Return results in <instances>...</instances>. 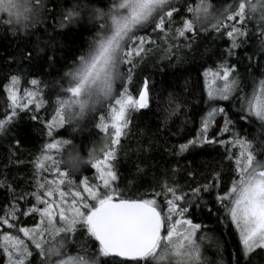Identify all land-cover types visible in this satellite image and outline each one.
Listing matches in <instances>:
<instances>
[{
    "label": "snow or ice",
    "instance_id": "1",
    "mask_svg": "<svg viewBox=\"0 0 264 264\" xmlns=\"http://www.w3.org/2000/svg\"><path fill=\"white\" fill-rule=\"evenodd\" d=\"M50 2L51 7L49 0H0V20L5 31L14 37L35 36L39 52L51 49V54L47 56L50 64L56 63V36L67 38L75 32V44L76 39L82 40L86 32L92 33L73 52L71 66L63 74L62 79H67L69 86L66 91L70 95L67 99L57 101L55 115L46 125L49 136L55 126L78 124L79 119L94 111L97 105L113 98L117 82L125 84L131 80L135 58H142V54L150 50L146 46L155 43L150 37L137 35L141 29L151 26L153 32L167 36L166 29H170L175 17L181 14L177 0H109L107 5H104L103 0H95L94 3L74 0L70 7H65L61 0ZM211 9L212 5L207 0H201L195 8H189L193 19L183 20L174 35L189 40L188 33L193 36L197 34V25L206 31L205 25L210 23L217 32L225 28L222 34H226L231 41L226 53L228 57L236 55V50L252 39L256 41L255 48L260 59H264V0H238L234 7L215 14ZM49 20L52 24L48 23ZM225 20L233 23L226 27ZM249 23L253 25L252 28L247 26ZM49 27L52 32H48ZM41 29L46 39L37 34ZM178 47L170 44L166 51L171 52ZM245 58L251 67L256 52L246 54ZM21 59L31 61L32 50L25 49ZM124 65L130 66L127 71ZM208 72L212 73V86L207 88V99L202 98L201 101L207 111L200 117L201 127L196 136L181 144L180 151L206 144L220 145L224 147L229 160L235 157L239 180H233L231 187L215 197L219 204L218 223L226 227L234 226L239 234L235 264H258V258H264V160L257 158L254 141L235 129L238 124L256 121L264 129V79L259 81L258 89L249 95L244 91L236 64L225 61L215 70H206L205 75ZM5 79L8 83L4 85V91L10 111L6 110L4 119H0V131L5 130L18 116V110L27 109L38 96L37 92L27 90L24 97L19 95L20 75L11 74ZM30 83L38 87L40 81L32 78ZM24 98L27 103H22ZM115 104L119 107L112 109L114 132L105 138L100 149L105 162L115 160V152L109 150L110 145L119 143L122 129L129 123L128 113L150 108L148 81L145 80L141 86L138 98L128 94L124 86ZM40 106V103L35 105L36 109ZM32 119L38 117L33 115ZM99 119L101 123L96 124V127L107 133L104 117ZM213 126L221 136L231 133V139L217 138L216 135L210 138L209 129ZM65 144L71 142L54 141L45 145V148L53 149ZM261 144L264 145V141ZM233 149H239V153ZM258 151L264 154V147ZM96 157L97 150L93 149L85 160L73 145L62 161L67 171H60L61 161L52 162L58 180H45L43 183L38 180L35 192L19 197L24 199V196L31 195L36 205L24 211L13 205L11 219L15 221L17 215H31L35 220L39 214L40 222L32 229H18L26 239L5 233L4 243L0 247L4 248L8 256V264H101L102 258L113 255L134 259L151 258L156 264H163L166 259L169 264L173 261L174 264H207L201 259V248L196 239L197 231L203 226L187 217L193 205L199 208L202 203H206L200 194L210 190L208 185L192 188L191 195L183 192L177 194L175 188L165 186L166 191L154 193L153 198L126 199L119 197L113 187L117 180L114 165L107 163L102 167ZM86 163H92V167L97 169L102 185H89L86 180L80 181L83 193H87V196L71 187L69 192L61 190L66 180L71 186L72 181L68 178ZM36 167L38 170H48L40 161ZM41 190H44L43 194ZM57 193L58 201L47 199ZM69 194L70 202L67 199ZM161 196L164 197L167 212L158 203ZM25 203L28 201L25 200ZM40 204L44 206L38 207ZM54 205L58 211L53 210ZM0 225H7L8 228L16 226L10 222L8 213L0 216ZM81 230L94 240L96 251L91 254L85 252L84 255H67L75 234ZM103 264H107V261H103ZM136 264H139V259Z\"/></svg>",
    "mask_w": 264,
    "mask_h": 264
},
{
    "label": "trees",
    "instance_id": "2",
    "mask_svg": "<svg viewBox=\"0 0 264 264\" xmlns=\"http://www.w3.org/2000/svg\"><path fill=\"white\" fill-rule=\"evenodd\" d=\"M191 1L194 2V0H177L181 14L175 17L170 29H166L167 36L164 33L158 35L157 32H153L151 26L137 33L150 37L155 43L146 46L150 50L143 53L142 58H135L131 80L126 81L125 84L118 82L114 91L117 93L118 89L122 90L123 86H126L128 94L137 98L141 86L147 80L151 104L149 109L128 114V126L122 129L119 143L112 148L115 152V160L110 159L109 163L114 165L117 173L113 187L116 188L119 197L149 199L153 198L154 193L166 191L165 186L175 188L177 194L183 192L191 195L192 188L208 185L210 190L200 194L206 203H202L199 208L193 205L187 217L203 226L196 234L198 240L201 236L206 239L205 244L201 243V259L207 264H235L239 234L234 226L226 227L218 223L219 204L215 200L217 194H223L231 187L232 181L237 180L235 157L229 160L225 155L224 147L220 145L206 144L183 152L180 151V145L196 136L201 127L200 117L207 111L206 105L201 102L202 98L207 99L206 70H215L225 61L236 64L244 91L249 93L260 80L264 79V59H260V54L255 48L256 41L252 39L245 46L237 49L236 55L228 57L226 53L231 41L226 34H222L225 33V28H221L219 32L213 28L204 31L200 30L198 25L196 35L188 33L189 40L176 37L175 29L182 26V21L191 20V12L188 9L195 8L198 5L195 3L199 2L196 0L197 2L191 4ZM61 2L65 7H70L74 0H61ZM88 2L94 3L95 0ZM103 2L107 5L109 0ZM237 2L238 0H207L217 13L223 12L225 8L234 7ZM49 7H51L50 0ZM48 23L52 24V21L49 20ZM247 26L253 27L251 23ZM48 32H52L51 27L48 28ZM37 34L42 39L47 38L42 29ZM90 35L92 33L86 32L82 40L76 39L75 44L73 43L75 32L67 38L56 36V63L50 64L47 56L51 54V49H46L43 53L39 52L36 48L35 36L14 37L10 32L5 31L0 20V119H4L6 110L10 111L7 109L9 103L7 93L4 91V85L8 83L6 77L11 74L21 76L20 96L25 90L38 93L35 102L28 105L27 109L18 110V116L6 126L5 130L0 131V216L8 213L10 222L16 225L14 228L0 225V245L5 233L26 239L18 229L31 228L39 221V214L36 215L35 220L31 215H17V219L13 221L10 213L13 205H16L20 211L36 205L35 198L31 195L24 196V199L19 197L22 194L35 192L38 180L43 183L54 176L52 165L47 163L44 165L48 170H38L36 167L37 162L47 153L45 145L54 141L71 142L60 145V149L56 152L47 153L52 157V161H61L63 155L70 151L73 145L87 160L89 151L97 150L103 141V131L97 128L96 124L101 123L99 119L101 116L106 120L104 103L97 105L96 109L80 119L78 124L66 123L60 128H55L51 136L48 135L46 126L58 105L57 101L68 96L66 89L69 85L67 79L62 77L71 66L72 54L82 41L86 42L89 39ZM170 44L179 47L167 52L166 49ZM25 49L32 50L31 61L21 59ZM253 52H256V59L249 67L245 56ZM129 67V65L123 66L125 71ZM32 78L40 81L38 87L31 85ZM37 103L41 104L39 109L35 107ZM33 115L38 119L33 120ZM235 131L253 140L257 158L264 160V154L258 151L264 147L261 144V141H264V129L260 127L259 122L238 124ZM213 135L217 138L231 139V133H223L221 136L215 126L211 128L209 137ZM233 151L236 152L237 149ZM59 167L60 171H67L61 163ZM94 178L93 167L90 163H86L68 178L72 181L71 186L66 180L61 189L65 192H69L70 187L72 190H77L81 185L80 181L86 180L91 183ZM43 191L41 190V194ZM25 200L28 203H25ZM163 201L164 197L161 196L158 203L166 212L167 207ZM37 206L42 208L40 205ZM209 208L212 209L211 212L208 211ZM74 243L73 248L80 255L96 251V243L82 230L75 234ZM147 260L148 258L139 260V264H156V262L148 263ZM103 261H107V264H136L137 260L124 262L106 257L102 258L101 264ZM0 264H6L3 247H0ZM258 264H264V258H258Z\"/></svg>",
    "mask_w": 264,
    "mask_h": 264
},
{
    "label": "rangeland",
    "instance_id": "3",
    "mask_svg": "<svg viewBox=\"0 0 264 264\" xmlns=\"http://www.w3.org/2000/svg\"><path fill=\"white\" fill-rule=\"evenodd\" d=\"M195 2H197L196 0H194V2L193 1H191V4H193V3H195ZM199 2H201V0H199ZM199 2L198 3H195V4H199ZM253 2H255V0H253ZM211 11L215 14V13H217V10H213V9H211ZM191 19H193V13L191 12ZM188 20V19H187ZM212 23H215V21H212ZM230 23H232V21H226L225 20V25H226V27H227V25H229ZM198 26V25H197ZM205 28H212V26H211V24L209 23V24H206L205 25ZM200 29V28H199ZM201 30V29H200ZM226 37H227V35H226ZM180 38H182V37H180ZM228 38V37H227ZM212 80H213V77H212V73L211 72H208V74L207 75H205V88H206V92H207V88L209 87V86H212ZM118 83V82H117ZM124 87V86H123ZM258 87H259V83L258 84H256L255 85V87H253L252 88V90L248 93L249 95H251L252 93H253V91H254V89H258ZM119 91H117V93H115V91H114V96H113V98L110 100V101H105L104 102V108H106V120H104L103 121V123L104 124H106L107 126H108V132L107 133H105V132H103V135H104V137H103V141L105 140V138L106 137H110L111 136V134L114 132V129L112 128V109L115 107V108H118L119 106L118 105H116L115 104V100L116 99H118L119 98V96H120V93L123 91V88H122V90L121 89H118ZM24 95H25V92L24 93H22V95H21V97H24ZM70 94H68V96H69ZM68 96H67V98H68ZM67 98H65V99H67ZM138 98V97H137ZM34 100H36V98L34 99ZM33 100V101H34ZM35 102V101H34ZM22 103H27V99L26 98H24L23 100H22ZM222 104L224 103V102H221ZM30 105V104H29ZM57 107H58V105H57ZM129 114V113H128ZM55 115V111H54V113L50 116V118H49V121H51L52 120V118H53V116ZM80 120V119H79ZM73 124H76V123H73ZM65 125V124H64ZM60 128V127H62V126H55V127H53V129L52 130H54L55 128ZM210 132H211V128L209 129V134H210ZM103 141L101 142V144L99 145V147L97 148V159L99 160V161H101V166L102 167H104V166H106V164L107 163H109V161H107V162H105V159H104V155H103V151H101L100 149H101V146H102V143H103ZM116 145V144H115ZM115 145H110V149L109 150H112V148L115 146ZM60 149V145H58L56 148H53V149H46L45 148V150L47 151V153H52V152H56V151H58ZM236 152H238L239 153V149H237V151ZM47 153H45L44 155H43V157L41 158V161L40 162H42L43 163V165H45L46 163H47V165H52V157H51V159H44V157H50V155L49 154H47ZM67 153H68V151L63 155L64 157L62 158V160H61V164L63 165V163H62V161H63V159H65L66 158V156H67ZM237 153V154H238ZM93 162H95V161H93ZM90 165L92 166V163H90ZM94 169V174H95V178H94V181L93 182H88L89 183V185H97V184H100V185H102V181L98 178V176H99V174H98V172H97V169L96 168H93ZM79 171V170H78ZM77 172V171H76ZM52 173H53V177L51 178V179H48L49 181H51V180H58L59 179V177L57 176V174H56V171H55V168H52ZM237 180H239V174H238V170H237ZM61 190H63V189H61ZM77 190H80L81 192H82V194L84 195V196H87V193H83V185L81 184L80 185V187L79 188H77ZM64 191V190H63ZM70 191V190H69ZM47 199H50V200H56V201H58L59 200V195H58V193L55 195V196H53V197H49V198H47ZM67 199L69 200V202H70V200H71V195L69 194L68 195V197H67ZM40 206H44L43 204H40ZM53 210L54 211H58V209H56L55 208V205H54V208H53ZM167 212V211H166ZM40 221H38V223H39ZM35 226H33V227H31V228H29V229H32V228H34ZM197 234V233H196ZM22 235H23V233H22ZM196 239H197V242L200 244V248H201V245L202 244H205L206 243V239H203L202 240V242L200 241V240H198V238H197V236H196ZM4 243V241H3V238H2V244ZM202 243V244H201ZM73 244H75V243H73ZM4 249V248H3ZM79 253H76L75 252V249L73 248V245L71 244L69 247H68V249H67V255H69V256H76V255H78ZM80 255V254H79ZM5 259H6V264H8V256L5 254ZM148 263H155V261H153L151 258H148ZM163 264H169V260L168 259H166L164 262H163ZM172 264H174V261L172 262Z\"/></svg>",
    "mask_w": 264,
    "mask_h": 264
},
{
    "label": "water",
    "instance_id": "4",
    "mask_svg": "<svg viewBox=\"0 0 264 264\" xmlns=\"http://www.w3.org/2000/svg\"><path fill=\"white\" fill-rule=\"evenodd\" d=\"M110 258H116L124 262H131V261H136L137 259L142 260L144 258H131V257H120V256H109Z\"/></svg>",
    "mask_w": 264,
    "mask_h": 264
}]
</instances>
